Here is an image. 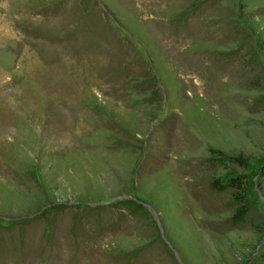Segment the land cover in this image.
<instances>
[{
    "label": "rangeland",
    "instance_id": "374dc122",
    "mask_svg": "<svg viewBox=\"0 0 264 264\" xmlns=\"http://www.w3.org/2000/svg\"><path fill=\"white\" fill-rule=\"evenodd\" d=\"M262 161L264 0H0V264H264Z\"/></svg>",
    "mask_w": 264,
    "mask_h": 264
},
{
    "label": "trees",
    "instance_id": "16d2710c",
    "mask_svg": "<svg viewBox=\"0 0 264 264\" xmlns=\"http://www.w3.org/2000/svg\"><path fill=\"white\" fill-rule=\"evenodd\" d=\"M260 171L264 175V161H262L260 165ZM246 184H242L240 182V177H231L227 182L223 185L217 184V182L213 181L210 184V188L215 191H221L224 189H230L232 192V198L235 202L237 208L236 212L232 216V221H234L236 224L242 223L248 213L247 204L243 198L240 196L241 191L240 188L242 187V193L246 192V188L244 187ZM125 205L133 211H137L140 209L139 206L131 203V202H125Z\"/></svg>",
    "mask_w": 264,
    "mask_h": 264
}]
</instances>
